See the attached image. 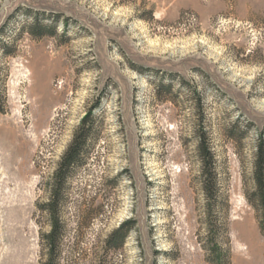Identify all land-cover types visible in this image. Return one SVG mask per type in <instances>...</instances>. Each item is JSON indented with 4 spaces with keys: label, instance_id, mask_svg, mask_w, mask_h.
<instances>
[{
    "label": "rangeland",
    "instance_id": "rangeland-1",
    "mask_svg": "<svg viewBox=\"0 0 264 264\" xmlns=\"http://www.w3.org/2000/svg\"><path fill=\"white\" fill-rule=\"evenodd\" d=\"M94 105L95 138L62 207L60 264H264L252 200L264 0H0V264H40L49 181ZM199 132L215 157L210 202ZM242 231L256 237L244 258Z\"/></svg>",
    "mask_w": 264,
    "mask_h": 264
},
{
    "label": "trees",
    "instance_id": "trees-1",
    "mask_svg": "<svg viewBox=\"0 0 264 264\" xmlns=\"http://www.w3.org/2000/svg\"><path fill=\"white\" fill-rule=\"evenodd\" d=\"M29 28L30 30L36 28V23H32ZM94 108L95 105L89 108L80 119L49 181L48 198L41 205V209L48 216L49 229L41 235L45 252L40 264H60L62 239L65 233V225L61 213L62 207L66 199L69 180L76 167L83 163L89 144L95 138L96 117L93 113ZM227 134L231 138L234 136L230 132H227ZM254 149V191L252 200L260 213L259 228L264 233V130L259 132ZM197 150L202 163L203 189L210 202V200H215L218 196V182L214 153L204 132H199L198 134ZM210 207L211 205H209ZM133 227V220L122 221L104 239V251L102 254L106 255L109 250L118 249ZM213 252H215L214 254L217 257L224 256L219 250L217 252L213 249Z\"/></svg>",
    "mask_w": 264,
    "mask_h": 264
},
{
    "label": "bare ground",
    "instance_id": "bare-ground-1",
    "mask_svg": "<svg viewBox=\"0 0 264 264\" xmlns=\"http://www.w3.org/2000/svg\"><path fill=\"white\" fill-rule=\"evenodd\" d=\"M41 96L43 98H47V95L45 93V91L41 92ZM255 239V242L251 241L248 239L247 235L245 234L244 231H242L240 233V237H239V241L240 242H245L246 241V245H243L242 248H239V246H237L235 248L236 252H237V255L241 258H244L243 256L246 255V256H252V252L255 251V244H256V237L254 238ZM259 245V244H258ZM261 249V248H260ZM245 260L249 263H251L253 261V257L251 259H248V258H245Z\"/></svg>",
    "mask_w": 264,
    "mask_h": 264
}]
</instances>
